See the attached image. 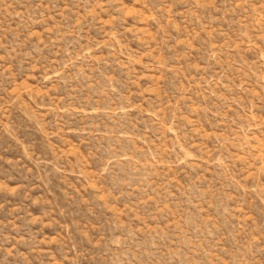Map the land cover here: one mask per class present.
Masks as SVG:
<instances>
[{
	"label": "rangeland",
	"instance_id": "374dc122",
	"mask_svg": "<svg viewBox=\"0 0 264 264\" xmlns=\"http://www.w3.org/2000/svg\"><path fill=\"white\" fill-rule=\"evenodd\" d=\"M0 264H264V0H0Z\"/></svg>",
	"mask_w": 264,
	"mask_h": 264
}]
</instances>
